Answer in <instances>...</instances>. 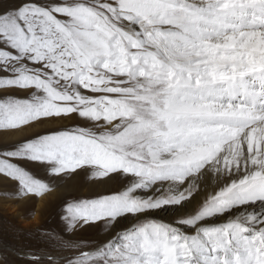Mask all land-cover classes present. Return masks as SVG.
<instances>
[{
    "label": "snow or ice",
    "instance_id": "obj_1",
    "mask_svg": "<svg viewBox=\"0 0 264 264\" xmlns=\"http://www.w3.org/2000/svg\"><path fill=\"white\" fill-rule=\"evenodd\" d=\"M37 169L88 194L0 264H264V0H0L4 198Z\"/></svg>",
    "mask_w": 264,
    "mask_h": 264
},
{
    "label": "rangeland",
    "instance_id": "obj_2",
    "mask_svg": "<svg viewBox=\"0 0 264 264\" xmlns=\"http://www.w3.org/2000/svg\"><path fill=\"white\" fill-rule=\"evenodd\" d=\"M35 131H42V129H36ZM18 138V136H14L10 139ZM34 171L37 172L40 178L44 179V177H46L42 170L37 169ZM64 182V189L59 190L55 187L53 188V191L46 195L47 199L45 204L48 206L45 207H47V210L40 215L38 224L33 223L32 225L30 224L27 226L19 221L18 216H14L2 206L4 202H13L16 200L4 198V193L6 191H11L10 185H0V241H8L9 243L24 247L36 243L37 232H58L63 226L62 221L59 218V212L63 200L71 196H86L88 194V187L82 183L79 177L67 179V181H63V183ZM95 234V229L80 233L83 237H90Z\"/></svg>",
    "mask_w": 264,
    "mask_h": 264
},
{
    "label": "bare ground",
    "instance_id": "obj_3",
    "mask_svg": "<svg viewBox=\"0 0 264 264\" xmlns=\"http://www.w3.org/2000/svg\"><path fill=\"white\" fill-rule=\"evenodd\" d=\"M44 179L49 180L50 183L54 185V188L56 189H64L65 182L58 180V179H52L50 177H44ZM64 181H67L64 180ZM54 194V193H53ZM46 197L44 198V201H38V200H32V201H13V202H4L3 207L8 211L11 212L14 216H18L19 221L23 223L24 225H32L33 223H37L40 219V215H42L46 210L47 207L43 206L42 204L46 203ZM46 206H48L46 204ZM12 215V216H13ZM161 215H164L161 213ZM35 217V218H34ZM34 224V225H35ZM25 226V227H26ZM27 228V227H26Z\"/></svg>",
    "mask_w": 264,
    "mask_h": 264
}]
</instances>
